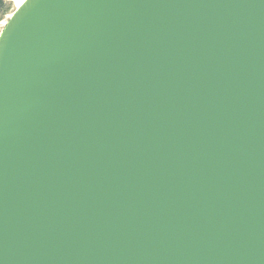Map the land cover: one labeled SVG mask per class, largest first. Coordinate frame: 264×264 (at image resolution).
Segmentation results:
<instances>
[{"label": "water", "instance_id": "1", "mask_svg": "<svg viewBox=\"0 0 264 264\" xmlns=\"http://www.w3.org/2000/svg\"><path fill=\"white\" fill-rule=\"evenodd\" d=\"M0 264H264V0H23Z\"/></svg>", "mask_w": 264, "mask_h": 264}, {"label": "trees", "instance_id": "2", "mask_svg": "<svg viewBox=\"0 0 264 264\" xmlns=\"http://www.w3.org/2000/svg\"><path fill=\"white\" fill-rule=\"evenodd\" d=\"M14 3L12 0H0V19L13 12Z\"/></svg>", "mask_w": 264, "mask_h": 264}, {"label": "rangeland", "instance_id": "3", "mask_svg": "<svg viewBox=\"0 0 264 264\" xmlns=\"http://www.w3.org/2000/svg\"><path fill=\"white\" fill-rule=\"evenodd\" d=\"M13 1V3H14V10L17 8V5H16V3H15V1L14 0H12ZM13 10V11H14ZM12 13V12H11ZM11 13H9V14H7L3 19H0V31L3 29V27L5 26V24H6V22H7V20L9 19V16H10V14Z\"/></svg>", "mask_w": 264, "mask_h": 264}, {"label": "bare ground", "instance_id": "4", "mask_svg": "<svg viewBox=\"0 0 264 264\" xmlns=\"http://www.w3.org/2000/svg\"><path fill=\"white\" fill-rule=\"evenodd\" d=\"M17 6H20L23 0H14Z\"/></svg>", "mask_w": 264, "mask_h": 264}]
</instances>
